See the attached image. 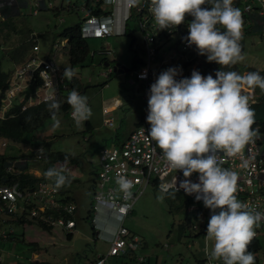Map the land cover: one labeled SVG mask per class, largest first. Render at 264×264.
<instances>
[{
	"label": "rangeland",
	"instance_id": "1",
	"mask_svg": "<svg viewBox=\"0 0 264 264\" xmlns=\"http://www.w3.org/2000/svg\"><path fill=\"white\" fill-rule=\"evenodd\" d=\"M1 1L7 5L5 10L8 14H14L18 10L20 12L14 15L13 21L5 15V12L4 15L3 12L0 13V16L7 19L4 23L6 27L3 25L0 30V70L10 72L12 77V70L17 64L24 63L32 56L37 60L45 58L49 52H55L53 48L55 44L56 48L61 50H56L54 58L59 71L62 74L65 68L76 71L75 76L82 83L79 93L88 98V105L92 110L91 118L80 128L76 127L75 121L68 112H60L57 114L60 120L59 128L53 127L54 122L50 117L34 130L26 132V141H5V139L0 141L4 145L2 150L7 156L13 157L14 163H20L23 167L27 159L28 171L38 176L45 178L44 173L49 168H66L67 171L64 174L69 177L71 183L60 189L73 197L77 204L74 215L76 226L69 237L57 226L44 228L32 220H25V222L14 220L16 217L10 221H4L3 226L8 230L11 229L12 232L10 238L8 236L0 240L2 257L3 260L12 264H36L37 262L84 264L97 252L105 253L108 247L107 242L100 238L95 244L93 229L88 219L90 204L93 202V183L97 180L94 167L97 165L98 152L105 145L111 147L125 139L141 117L145 110L141 97L143 87L139 84L127 83L129 69L123 73L112 71L113 73L108 75L102 74L107 67L101 63L102 58L98 54L95 56L88 54L81 63L70 65L67 48H62L65 47L64 40L59 33L63 27L85 16L81 6L88 0H53L59 10L58 13L52 9H42L37 14L30 12L29 3L25 6L21 5L20 0ZM70 1L77 8L74 6L68 8ZM134 26V32L131 35L88 38L87 44L90 49H98L108 44L112 49L108 57L112 60L111 63L114 65L118 61L131 67L133 56L145 57L143 31L137 22ZM6 28L10 29L6 30ZM177 38V34L172 35L165 49L170 51V46L174 45ZM35 42L40 47L38 50L32 49V43ZM241 42L244 59L237 63L239 70L245 67L250 71L264 72V25L259 31H247L243 27ZM65 43H68V40ZM17 53L20 54L19 57ZM9 88L10 85L5 90L6 94ZM37 89L43 97L54 88L51 87L42 92L40 86ZM20 97L21 101L22 96ZM20 97H15L16 99L12 102L2 100L0 116L5 114L9 106L16 103ZM116 98L120 99V103L109 113L103 114V106L110 105ZM105 116H112L116 126L119 124L116 130L115 127L104 123ZM40 147L45 149V153L38 157L37 149ZM54 150L76 154L79 160L71 164L64 161L52 162L47 155ZM167 180L166 178L165 181ZM50 181L54 183V180ZM188 197L184 190L174 185L163 188L160 184L150 183L134 202L124 223L128 229L144 239L143 246L134 250L135 254L148 257L149 263L145 261L144 264H195L204 258V234L194 235V231L187 226H182L187 217L199 223L203 222L202 218L197 219L186 213L184 203ZM257 236L261 247L254 256L258 258L259 264H264V232H258ZM110 261L115 264H133L122 257H113Z\"/></svg>",
	"mask_w": 264,
	"mask_h": 264
},
{
	"label": "built area",
	"instance_id": "2",
	"mask_svg": "<svg viewBox=\"0 0 264 264\" xmlns=\"http://www.w3.org/2000/svg\"><path fill=\"white\" fill-rule=\"evenodd\" d=\"M94 3L101 4L103 9L98 8L97 12L87 11L85 19L80 23L82 38L121 35L125 34L128 29L133 32L135 26L129 25L131 22L133 24L137 22L143 31L142 41L145 57L142 58L139 66L129 71L130 74L126 81L130 84L137 82L142 84L145 110L139 122L129 131L125 139L111 147L105 145L98 152L97 165L94 167L97 180H94L93 183V202L88 219L93 229L95 244L100 238L107 242L108 247L105 253L97 252L84 264H115L110 261V257L113 256L127 258L133 264L137 262L144 264L146 257L134 252L136 248L143 246L144 239L128 229L124 223L125 218L130 214L134 202L148 184L158 183L163 188L174 185L184 190L180 187V182L185 179L182 170L176 171L169 166L161 150L148 134L151 127L147 121L150 87L163 71L171 67L181 70V74L177 76L179 80L183 77H191L193 70L199 71L205 77L211 74L215 78L217 71L227 72L229 66L208 62L207 56L200 55L195 45L189 46L186 43L184 37L188 35V25L193 19L190 15L181 25L160 30L154 20L153 13L149 10L151 0H140L137 6H131L129 0H94ZM35 4L42 6L41 1ZM202 7H210V5L206 4ZM233 7L240 9L243 27L247 31L261 29L264 25V0H233ZM218 28L223 30L219 25ZM174 34H177L178 38L174 45L170 46L171 50L168 51L165 49V45ZM63 40V46H65L67 38ZM53 48L55 51L59 50L55 44ZM32 49L38 50V44L34 43ZM91 52L105 57L112 53V49L106 45ZM54 58L55 53L38 60L32 56L16 66L12 71V77L10 75L8 80L9 91L7 94L4 93L2 100L12 102L17 96H22L23 100L27 94L26 103L23 104L25 107L48 99L50 96L53 97L62 89H66L68 84L62 78ZM107 71H113V63H108ZM36 72L37 76L41 78V83L38 85L41 87V92L45 89L49 90L51 87L54 88L43 97L38 92V86L33 90L29 88ZM242 93L249 97L251 107L256 101V97L252 95L253 90L244 89ZM20 99L21 97L16 101L20 102ZM12 106L13 104L9 108ZM110 110L107 106L102 108L103 114L109 113ZM69 116H72V108L69 109ZM104 123L115 127V129L119 125L116 126L112 116H105ZM252 127L253 130L258 129L257 126L253 125ZM262 137V133L258 130L257 136L245 145L239 154L227 156L223 152H218L216 155L218 159L224 161L222 167L237 174L236 195L238 199L247 203L255 211L264 213V144L261 142ZM38 157L41 156L38 155ZM118 176H124L132 181L130 197L125 196L119 190L116 182ZM198 177L199 173H193L190 179L192 182H199ZM166 178L167 181H165ZM189 199L185 207L187 214L197 219H203V222L199 223L190 218L191 230L194 232L204 231L206 239L211 210L204 206L202 200L197 201L195 194L189 195ZM70 208L72 211L68 210ZM76 210L75 200L65 193H61L60 189L57 190L55 184L46 178L42 177L34 184L27 186H21L17 181L2 182L0 183V240L10 236L12 232L11 229L3 227L4 221L9 217L17 219L23 217L50 228L57 226L66 234H71L76 226L74 219ZM261 230H264V220L255 229L256 236ZM212 246L213 242L209 241L207 244L209 253ZM205 247L206 244L203 247L204 258L195 264H222V261L210 260L209 255L205 252ZM1 250L0 247V264H12L3 260ZM36 264L45 263L37 262ZM255 264H259L258 258H256Z\"/></svg>",
	"mask_w": 264,
	"mask_h": 264
},
{
	"label": "clouds",
	"instance_id": "3",
	"mask_svg": "<svg viewBox=\"0 0 264 264\" xmlns=\"http://www.w3.org/2000/svg\"><path fill=\"white\" fill-rule=\"evenodd\" d=\"M129 3L137 6L140 0ZM206 4L210 7H202ZM149 10L160 30L177 27L187 16L193 17L184 40L189 46L195 45L200 55H206L208 62L226 67L243 61L240 45L243 19L240 9L233 7V0H151ZM180 74L181 70L171 67L151 85L148 134L169 166L183 171L185 179L180 187L189 195L195 194L196 200H202L211 210L205 239L209 259L222 264H255L256 258L248 248L256 236L255 229L264 220V213L238 199L237 174L222 167L224 161L216 154H239L257 136L258 129L252 127L255 112L242 90L258 87L264 91V76L259 72L241 75L220 70L214 78L193 70L191 77L178 80ZM75 75L74 69L65 68L62 78L70 82ZM67 103L72 108L76 127H82L92 116L88 98L73 89ZM60 108L61 103L50 96L48 111L54 128L60 126L57 118ZM37 153L43 156L45 149L40 147ZM66 171L64 167L49 168L44 175L54 180L59 190L71 183L64 174ZM193 173H199V182H192ZM116 182L119 190L130 197L132 181L118 176ZM209 241L213 242L210 253Z\"/></svg>",
	"mask_w": 264,
	"mask_h": 264
},
{
	"label": "trees",
	"instance_id": "4",
	"mask_svg": "<svg viewBox=\"0 0 264 264\" xmlns=\"http://www.w3.org/2000/svg\"><path fill=\"white\" fill-rule=\"evenodd\" d=\"M54 12L56 11L54 10ZM59 35L62 37H66L68 40V53H69L70 65L81 63L87 56L89 46L87 44L86 39L80 36L79 22L63 27ZM129 48H131V46ZM140 62H142V57L138 58L137 55L133 56L131 68H136L137 66H139ZM9 76H10V72L0 70V106L2 103V98L4 97L5 89L9 83L8 82ZM65 82L68 84L69 87L66 89H62L57 95L53 96L61 103V108L57 114H59L60 112L69 113V109L71 108L70 105L67 103V97L69 93L73 89H75L78 92L79 90L82 89V83L77 76H74L70 82L65 79ZM40 83H41V78L37 76V72H36L34 80L29 85V88L33 90ZM26 97L27 94L23 97V100L14 103L13 106L10 107L9 110H7V112H5V114L0 116V141H2L3 139H5V141L6 140H12L17 142L26 141L27 140L25 137L26 132L34 130L45 119L51 117L48 111V99H44L36 104L26 105L25 107H23V104L26 103ZM262 99L264 103V95ZM87 126H89L88 122H87ZM3 146L4 145L0 142V183L17 181L19 185L27 186L34 184L38 179L42 178L41 176H38L28 171L27 159L25 160L23 167L21 166L20 163H14L12 161L13 157L7 156L5 152L2 150ZM66 155L68 157L67 160L65 159ZM47 157L52 162L64 161L70 164L77 163L79 160L78 155L65 152L62 150H54L52 152H49ZM156 185H158V183H156ZM63 191L64 190L60 189L61 193H64ZM68 197L73 198L71 196ZM188 202H189L188 200L185 201L184 203L185 207ZM90 213H91V209L89 208L88 218L90 216ZM15 220H18L20 222H25L26 219L23 217H19L18 219ZM190 224H191V219L187 217V219L183 222L182 226H187L189 229H191ZM42 227L45 228L47 226L42 225ZM201 233L203 234V231H201ZM70 235H71L70 233L67 234V236ZM260 246L261 245L259 240L254 238L251 244L249 245L248 251L255 252L260 249Z\"/></svg>",
	"mask_w": 264,
	"mask_h": 264
},
{
	"label": "crops",
	"instance_id": "5",
	"mask_svg": "<svg viewBox=\"0 0 264 264\" xmlns=\"http://www.w3.org/2000/svg\"><path fill=\"white\" fill-rule=\"evenodd\" d=\"M21 1V5H27L28 3L30 4V12L32 13V14H37L40 10H42V9H52V10H55L56 12L55 13H58V8H56V6H55V4L53 3V0H20ZM41 1V3H42V6L40 7V6H38V5H36L35 3H39ZM49 2H51V4H49ZM68 5H69V7L68 8H72L73 6L74 7H76L71 1L70 2H68ZM103 6V5H102ZM107 6V5H106ZM0 13L1 12H3V15H4V12H5V15H7V16H9L10 17V19H11V21H13V19L15 18V16L14 15H16L17 13H19L20 12V10H18V12H15L14 14L13 13H11V14H8L7 12H6V10L5 9H7V5H5L4 3H2V1L0 0ZM4 7H5V9H4ZM77 8V7H76ZM98 8H100V10L101 9H103V7H101V4H97V3H94V0H88L83 6H81V9L82 10H84V17L81 19V20H79V21H77V22H79V25H80V23H81V21L83 20V19H85V17H86V15H87V11H90V12H97V9ZM35 9H36V11H35ZM2 10V11H1ZM2 14V13H1ZM0 14V15H1ZM6 20L7 19H4L3 18V16H0V30H1V28H2V26L4 25L5 27H6V25L4 24L5 22H6ZM76 23V22H75ZM129 25H131L132 27H134V24L131 22V23H129ZM129 28H130V26H129ZM6 30H9V28L7 29L6 28ZM260 29H257V30H252V31H259ZM134 32V31H133ZM127 33V34H126ZM125 34H121V35H131L132 34V32L130 31V29H128V31L126 32ZM111 36H118V35H111ZM62 37V36H61ZM108 37V36H107ZM66 37H63V39H65ZM98 38H105V37H98ZM134 38V37H133ZM88 39V38H87ZM86 39V40H87ZM134 40H135V38H134ZM241 42V41H240ZM36 43V42H35ZM34 43H32V45H33ZM36 44H38V43H36ZM67 45V46H66ZM65 45V47H63V48H67V51H68V43ZM108 45V44H107ZM39 46V45H38ZM89 46V45H88ZM102 47H104V46H102ZM102 47H99V48H102ZM40 48V47H39ZM98 48V49H99ZM241 49H242V42H241ZM92 50H96V49H90V47L88 48V53H87V55L88 54H90V55H92V56H95L96 55V53H92L91 51ZM59 51H61V50H59ZM54 53H56V51L54 52ZM49 54H52V52H49L48 54H47V56H49ZM69 54V53H68ZM56 55V54H55ZM17 56L19 57L20 56V54L19 53H17ZM99 57H101L102 58V61H101V63H103V65H105L104 64V61H108V63L109 62H112V60H110L108 57L109 56H105V57H103V56H100L99 55ZM138 58H139V56H137ZM141 58V57H140ZM118 62V61H117ZM116 63V62H115ZM120 63V62H119ZM141 63V62H140ZM19 64H17L16 66H18ZM120 65H122L124 68L125 67H127V66H125V65H123V64H121L120 63ZM15 66V67H16ZM107 68H106V70L105 71H103L102 72V74H111L112 73V71L111 72H108L107 71V69H108V64L107 65H105ZM14 67V68H15ZM113 69H114V66H113ZM129 69V71L131 70V69H133V68H131V67H127V70ZM14 70V69H13ZM12 70V71H13ZM127 70H125V69H123V71H127ZM235 71V72H237V73H239V74H241V75H245V74H247V73H249V72H254V71H250V70H248L247 68H245V67H243L241 70H239V68H238V65L237 64H235V65H230L229 66V71ZM113 71H115V73H123V71L122 72H118V71H116V70H113ZM128 71V72H129ZM260 73V75L261 76H264V72H262V71H260L259 72ZM60 74L62 75V77H63V74H62V72H60ZM128 77V76H127ZM127 77H126V79H127ZM128 83V82H127ZM130 84V83H129ZM133 84H139V85H141L142 86V84L140 83V82H137V83H133ZM142 95H143V91H142ZM141 95V97H142V99H143V96ZM252 95H254L255 97H256V101L252 104V106H251V108L252 109H254V112H255V123L253 124L254 126H257L258 127V130L262 133V135H263V137H262V140H261V142L264 144V103H263V95H264V91H262L261 89H259L258 87H256L254 90H253V94ZM143 101H144V99H143ZM120 103V99H118V98H116L115 100H114V102H112L110 105H104V106H107L109 109H112V108H114L117 104H119ZM144 104H145V101H144ZM103 106V107H104ZM139 119L140 118H138V120H137V122L135 123V125L139 122ZM134 125V126H135ZM134 128V127H133ZM133 128H131V130L133 129ZM116 130V129H115ZM130 130V131H131ZM115 136H116V134H115ZM63 192H65V190L63 191ZM67 195V194H66ZM190 199H189V197H188V201H189ZM91 205H92V203L90 204V209H91ZM77 211V210H76ZM8 218V217H7ZM6 218V219H7ZM11 219H13V218H11V217H9L6 221H10ZM16 219V218H15ZM14 219V220H15ZM2 225V224H1ZM3 225H5V223L3 224ZM4 228H5V226H3ZM92 227V226H91ZM191 230V229H190ZM261 232H264V230H261L260 231V233ZM93 233V232H92ZM202 234L201 233V231H197V232H195L194 233V235H200V234ZM203 233H204V231H203ZM11 237V234H10V236H9V238ZM69 237V236H68ZM255 238L257 239V240H259V242H260V239L258 238V236H255ZM1 240H4V239H1ZM260 245H261V242H260ZM261 247V246H260ZM259 250H257V251H255V252H252L253 254H255L256 255V253L258 252ZM95 256V255H94ZM93 256V257H94ZM92 257V258H93ZM113 257H115V256H113ZM113 257H110V258H113ZM256 257V256H255ZM115 258H120V257H115ZM257 258V257H256ZM88 260V259H87ZM146 261L149 263V261H148V257L146 258ZM201 260H199V261H197L196 263H198V262H200ZM130 263H131V261H129Z\"/></svg>",
	"mask_w": 264,
	"mask_h": 264
},
{
	"label": "water",
	"instance_id": "6",
	"mask_svg": "<svg viewBox=\"0 0 264 264\" xmlns=\"http://www.w3.org/2000/svg\"><path fill=\"white\" fill-rule=\"evenodd\" d=\"M104 64L107 65L108 64V61H104ZM113 66H114V70H116L118 72H122L123 69L127 70V68L126 67L124 68L122 65H120L119 62L114 63Z\"/></svg>",
	"mask_w": 264,
	"mask_h": 264
}]
</instances>
